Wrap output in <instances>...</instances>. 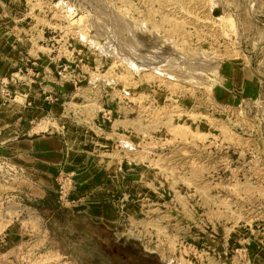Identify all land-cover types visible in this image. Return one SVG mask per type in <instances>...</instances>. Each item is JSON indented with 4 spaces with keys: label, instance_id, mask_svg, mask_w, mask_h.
<instances>
[{
    "label": "rangeland",
    "instance_id": "1",
    "mask_svg": "<svg viewBox=\"0 0 264 264\" xmlns=\"http://www.w3.org/2000/svg\"><path fill=\"white\" fill-rule=\"evenodd\" d=\"M15 12L35 26L12 42L13 74L40 69L49 103L35 131L107 113L106 131L77 143L130 163L115 242L162 264H264V0H12ZM77 174L61 166L41 184L0 168V264H111L88 222L23 206L40 190L58 202L64 178L75 205Z\"/></svg>",
    "mask_w": 264,
    "mask_h": 264
},
{
    "label": "crops",
    "instance_id": "2",
    "mask_svg": "<svg viewBox=\"0 0 264 264\" xmlns=\"http://www.w3.org/2000/svg\"><path fill=\"white\" fill-rule=\"evenodd\" d=\"M15 13L16 16L12 14V0H0V83L8 90L11 98L13 97V100H7L0 94V159L8 162V166L12 164L16 169L34 173L38 182L41 179V184L47 183L49 176L57 173L61 166H65V170H76L78 191L73 194L75 205H61L55 194L49 193V190H40L42 196L34 200L36 204L23 206L39 214L45 223L51 220L59 223L67 215L94 225H102L112 231L108 225L117 223L119 214L116 199L122 193L129 195L128 188L135 183L124 177L130 163L122 159L111 165V162L99 158L102 156L99 154L89 159L90 153L85 149L81 151L86 146L84 141L77 143L79 135L87 133L88 130L95 129L97 133L103 134L110 117L107 113L101 116L99 114L96 120L86 122L79 131H76L78 128L73 132L65 131L63 127L53 130L55 133L49 135L47 130L35 131L44 123V103H49L46 102L45 90L42 89L44 82L34 78L42 73L40 69L32 68V73L24 74V78L17 73L13 74L17 65L12 70V42L22 48L18 42L25 36L33 37L35 26L26 22L20 28V20L24 18L19 19V13ZM68 157L69 161L66 160ZM15 197L12 196L8 201L16 200Z\"/></svg>",
    "mask_w": 264,
    "mask_h": 264
},
{
    "label": "trees",
    "instance_id": "3",
    "mask_svg": "<svg viewBox=\"0 0 264 264\" xmlns=\"http://www.w3.org/2000/svg\"><path fill=\"white\" fill-rule=\"evenodd\" d=\"M88 223L97 234L95 235V241L98 244L99 250L111 264H162L157 256L147 254L140 248H134L133 242H115L112 231L107 230L102 225Z\"/></svg>",
    "mask_w": 264,
    "mask_h": 264
},
{
    "label": "built area",
    "instance_id": "4",
    "mask_svg": "<svg viewBox=\"0 0 264 264\" xmlns=\"http://www.w3.org/2000/svg\"><path fill=\"white\" fill-rule=\"evenodd\" d=\"M31 70L32 69H30V71ZM27 73H28V70H27ZM0 94H2V96L5 97L7 100L11 98L8 90L1 83H0ZM0 168H8V164L4 160H1V159H0ZM67 185L71 187V181H69L67 178H64L63 180L60 179L57 182V187H58L57 195H58L59 203L61 205H66L67 203H69L68 195H69L70 189L65 187Z\"/></svg>",
    "mask_w": 264,
    "mask_h": 264
}]
</instances>
